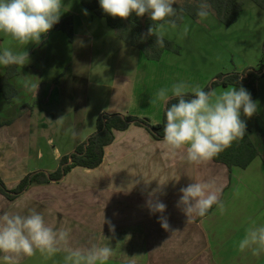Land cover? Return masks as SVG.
Here are the masks:
<instances>
[{
    "label": "crops",
    "instance_id": "obj_1",
    "mask_svg": "<svg viewBox=\"0 0 264 264\" xmlns=\"http://www.w3.org/2000/svg\"><path fill=\"white\" fill-rule=\"evenodd\" d=\"M65 11L66 16L77 17L73 41L67 39L66 61L58 46L66 43L61 31L51 29L35 48H26L6 35L0 39V52L7 47L29 53V62L18 66V74L10 80L15 95L7 101L0 92V181L8 189L28 174L54 172L63 156L95 132L101 113L135 116L155 125L165 108L160 101L151 102L160 88L183 80L203 89L210 79H191L189 71L179 66L181 51H164L158 61L146 59L138 49L128 51L124 60L128 67L122 66L116 74L90 51L95 35L87 22L98 19L79 18V10ZM110 30L105 31L109 36ZM50 41L56 49H47ZM93 58L104 71L110 68L101 83L92 78ZM4 69L0 65V78ZM67 80L71 83H64ZM26 82L38 85L37 91L25 88ZM229 87L233 86L214 90L219 94ZM259 96L257 89L256 113L264 125ZM211 178L222 187L225 210L221 213L214 206L205 216L187 220L177 207L180 189ZM150 199L164 203L165 212L152 213L147 206ZM30 208L40 211L55 229L67 230L72 248L90 243L111 247L107 264H264V255L238 246L251 221L264 224V152L246 168L233 166L231 171L213 160L189 163L182 154L173 155L163 139H154L145 127L130 124L114 131L97 167H73L59 180L31 185L11 199L0 192V214H26ZM161 217L169 229L161 226ZM64 254L48 257L37 251L20 264H63ZM0 264H5L2 255Z\"/></svg>",
    "mask_w": 264,
    "mask_h": 264
},
{
    "label": "clouds",
    "instance_id": "obj_2",
    "mask_svg": "<svg viewBox=\"0 0 264 264\" xmlns=\"http://www.w3.org/2000/svg\"><path fill=\"white\" fill-rule=\"evenodd\" d=\"M176 0H99L107 15L127 19L133 13L137 17L148 15L153 22L148 36H155V44L165 47V24L176 27ZM63 0H0V33L10 36L22 46L39 45L63 14ZM211 5L201 0L197 16L207 18ZM87 15V11L84 10ZM188 35L185 27L183 36ZM29 62L25 50L14 52L4 48L0 52V65L24 66ZM29 91H37L38 85L25 83ZM176 100L171 103L169 101ZM165 106L166 122L163 128V145L173 154H182L189 162L203 164L242 139L246 133L243 117H252L257 112V102L243 87H229L217 94L212 89L205 91L199 85L193 87L186 81L172 84L171 88H160L155 99ZM63 117L58 120H62ZM71 131V130H70ZM76 135L75 132L72 133ZM177 207L187 220L194 215L203 217L213 206L223 213L222 187L215 178L193 181L180 189ZM147 206L152 213L163 214L166 205L158 199L149 200ZM161 226L167 230L169 224L161 217ZM67 230L55 229L45 222L43 214L30 208L26 214L3 212L0 214V255L5 264H20L21 259L33 256L37 251L48 257L64 252L63 264H107L112 255L109 246L90 243L87 247L69 246ZM240 250L250 249L254 255H264V224L251 221L244 237L238 244Z\"/></svg>",
    "mask_w": 264,
    "mask_h": 264
},
{
    "label": "trees",
    "instance_id": "obj_3",
    "mask_svg": "<svg viewBox=\"0 0 264 264\" xmlns=\"http://www.w3.org/2000/svg\"><path fill=\"white\" fill-rule=\"evenodd\" d=\"M246 1H250L259 8L264 9V0H208L211 5L210 15H213L225 26L232 25L237 21ZM200 2L201 0H176L178 16L169 19H174L176 25L182 22L184 16H188L192 20L200 19L197 16ZM80 4L85 9L92 11L97 17L104 19L116 37L129 47L140 50L148 60L158 61L164 51L175 54L180 52V47L171 40L164 37L165 47L160 48L155 44L156 37L147 35L148 29L153 23L147 14L143 17H137L133 13L127 19L113 18L103 12L99 0H80ZM52 29L64 32L69 41L72 42L74 34L73 17L67 16L59 20ZM15 67L16 65L7 66L6 72L0 80V92L7 101L15 95L13 86L8 82L10 77L18 74ZM261 78H264V45H262L261 57L257 67H247L241 72L220 73L203 90L208 91L216 86L229 85L247 87L252 100L256 102V82ZM175 102L177 101L171 100L169 105ZM242 119L246 122V133L243 138L234 141L230 147L212 159L214 162L224 164L229 171L233 166L246 168L256 156L264 152V147H262L264 125H262L257 113L250 118L242 116ZM165 122V108L161 122L155 125H150L147 120L135 116L101 113L96 119V130L86 139L87 143L85 141L76 146L73 152L63 156L60 159L59 167L54 172L37 171L28 174L13 189H8L0 181V192L11 199L31 185L59 180L73 167L95 168L102 162L104 148L112 142L114 131L124 130L130 124H134L145 127L154 139H163Z\"/></svg>",
    "mask_w": 264,
    "mask_h": 264
},
{
    "label": "rangeland",
    "instance_id": "obj_4",
    "mask_svg": "<svg viewBox=\"0 0 264 264\" xmlns=\"http://www.w3.org/2000/svg\"><path fill=\"white\" fill-rule=\"evenodd\" d=\"M63 3V14L60 20L67 17L65 10H74V12H78L79 10L81 13H79V18L84 20L98 19L97 22H87L92 34L95 35L94 44H91L90 47L92 55L96 57L100 55L98 60L104 61L105 65L112 67V70L114 69L116 74L122 66L128 67L127 61L124 62L125 55L128 51H135L134 48L124 44L118 37L112 34L113 32L111 30L110 36L106 34L105 31L111 28L107 26L105 20L94 16L92 11L85 9L80 4V0H63ZM175 5L176 4H174L173 7ZM84 10L87 11V15L84 14ZM68 16L73 17L74 29L77 17L76 15ZM102 27H104L105 30H103ZM185 27L188 28V35L186 37L183 36ZM3 35V33H0V39L2 38L4 40L6 36ZM48 36L49 32L45 35V38H48ZM63 37L66 43L60 42L58 46L62 50L64 60L66 61L67 59L65 58L70 52V46L67 42L68 37L65 33ZM164 37L180 47L182 56L180 58L181 60L178 62L180 63L179 66L189 71L191 79L208 76L210 79L206 85H209L210 81L220 73L241 72L247 67L258 66L262 45H264V9L259 8L249 1V4L245 6V10L241 13L238 20L229 26L223 25L210 14L207 18L198 20H192L188 16H184L182 22L176 25V27H172L171 24H165ZM35 46L36 44L30 43L25 47L35 48ZM56 48L54 42L50 41L47 43V49L52 50ZM0 50H2L1 45ZM49 55L50 54H47V57ZM92 60L95 65L92 75L93 81L101 83L105 77H108V70H110V68L104 71L102 68L98 67L96 58ZM15 69L18 71L17 65ZM5 72L6 67L3 75ZM68 76L70 77V74ZM11 78H13V76L9 78L8 82L12 85L10 81ZM261 79L262 81L259 83L258 87H256L260 94V115L264 116V78ZM64 83L70 84L71 80H67ZM76 89H80V86H77ZM62 101L63 104H67V96L65 93H62ZM52 141L53 144H55L56 140L54 138H52ZM49 147L50 149L52 148L51 146ZM56 148L59 149V144L56 145Z\"/></svg>",
    "mask_w": 264,
    "mask_h": 264
},
{
    "label": "water",
    "instance_id": "obj_5",
    "mask_svg": "<svg viewBox=\"0 0 264 264\" xmlns=\"http://www.w3.org/2000/svg\"><path fill=\"white\" fill-rule=\"evenodd\" d=\"M86 143H87V141H86Z\"/></svg>",
    "mask_w": 264,
    "mask_h": 264
}]
</instances>
